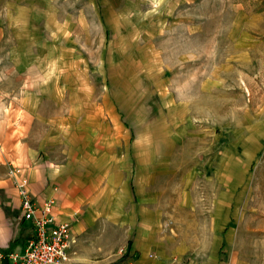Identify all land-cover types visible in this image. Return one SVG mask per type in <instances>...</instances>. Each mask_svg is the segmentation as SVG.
I'll return each mask as SVG.
<instances>
[{
  "label": "rangeland",
  "instance_id": "1",
  "mask_svg": "<svg viewBox=\"0 0 264 264\" xmlns=\"http://www.w3.org/2000/svg\"><path fill=\"white\" fill-rule=\"evenodd\" d=\"M7 13L26 25L4 53L37 66L34 140L95 167L94 264L139 263L145 210L156 264H264V0H0Z\"/></svg>",
  "mask_w": 264,
  "mask_h": 264
},
{
  "label": "crops",
  "instance_id": "2",
  "mask_svg": "<svg viewBox=\"0 0 264 264\" xmlns=\"http://www.w3.org/2000/svg\"><path fill=\"white\" fill-rule=\"evenodd\" d=\"M25 21L22 13L0 15V253H24L33 234L31 223L23 219L21 200L9 177L10 168L16 167L28 178L36 202L40 205L56 200L54 213L58 220L71 225L74 243L69 251L70 264H94L99 251L90 242L94 238L92 225L100 218V189L92 172L95 167L92 163L83 166L77 159H71L69 164L59 163L34 140L41 115L37 100L42 97L39 82L29 76L36 63L28 66L25 58L20 59L17 54L20 50L11 51L8 47L4 53V39L11 30L19 34ZM3 54H7L4 61ZM147 211L140 222H130L129 243L140 256L138 264L158 261L153 253L160 245L157 239L162 226L159 218ZM0 264L11 263L6 259Z\"/></svg>",
  "mask_w": 264,
  "mask_h": 264
},
{
  "label": "built area",
  "instance_id": "3",
  "mask_svg": "<svg viewBox=\"0 0 264 264\" xmlns=\"http://www.w3.org/2000/svg\"><path fill=\"white\" fill-rule=\"evenodd\" d=\"M9 177L18 191L23 219L31 223L33 234L24 253H0V263L8 259L11 264H70L69 251L74 243L72 227L59 221L55 215L57 201L50 199L39 205L21 169L11 167ZM132 260L128 264H133Z\"/></svg>",
  "mask_w": 264,
  "mask_h": 264
}]
</instances>
